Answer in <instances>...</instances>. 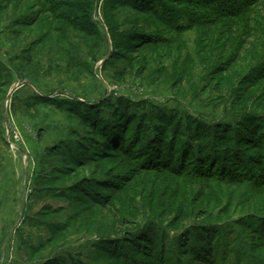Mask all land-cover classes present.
Wrapping results in <instances>:
<instances>
[{"label":"rangeland","instance_id":"obj_1","mask_svg":"<svg viewBox=\"0 0 264 264\" xmlns=\"http://www.w3.org/2000/svg\"><path fill=\"white\" fill-rule=\"evenodd\" d=\"M158 1L0 0V264H264V0Z\"/></svg>","mask_w":264,"mask_h":264},{"label":"trees","instance_id":"obj_2","mask_svg":"<svg viewBox=\"0 0 264 264\" xmlns=\"http://www.w3.org/2000/svg\"><path fill=\"white\" fill-rule=\"evenodd\" d=\"M153 1V0H152ZM183 1H185V0H183ZM221 1L222 0H214V2H216V6L218 7V6H220L221 5V11L223 10V8H224V3H221ZM249 2V1H248ZM153 2H151L150 4H152ZM159 3H160V0L158 1V7H159ZM210 3H213V1H211L210 0ZM251 3V4H250ZM250 5H248V7L249 6H251L252 5V1H250ZM154 4V3H153ZM223 4V5H222ZM226 6H228V5H226ZM156 7V6H155ZM229 7H230V5L228 6V9H229ZM247 7V8H248ZM162 9H164V10H162V12H163V15L165 16V14H166V16L167 15H169V19H170V16H171V18L173 17V16H175L176 14H175V12H174V10L173 11H168L167 9H166V6H162L161 7ZM230 10V9H229ZM242 11V10H241ZM165 12V13H164ZM177 16V15H176ZM182 17H186V16H184V15H181ZM177 17H179V16H177ZM179 20V19H178ZM182 20V19H181ZM177 23H179L180 24V21H178ZM176 27L177 28H180L179 26H178V24L176 25ZM136 42V41H135ZM37 98H39V97H37ZM54 103V102H53ZM55 104H57V103H55ZM59 107V106H58ZM232 129V128H231ZM237 130H238V127H236V128H233L231 131H230V133H228V134H226L225 135V137H228L227 139H220V140H218V139H216V138H214L217 142L218 141H221V142H223L224 140H226V142L229 144V143H231L232 141H236V139H234L233 137H229V136H231V133H232V131H235L236 132V136L238 135V138L240 139V137H241V134L239 133V131L237 132ZM257 133V132H256ZM159 135V134H158ZM175 135V134H174ZM178 136H180V134H178ZM204 135H194V139H195V141H198L199 143H201L200 145H201V147L203 148V146H208L207 147V149H210V150H212V148H214V144L212 145V142L208 139V141L206 140V138H202ZM207 136H209V135H207ZM260 136V135H259ZM263 136V135H262ZM256 137V136H255ZM257 138V137H256ZM194 139H191L192 141H194ZM211 139V138H210ZM152 140H156V138H153ZM173 140V139H172ZM203 143H205V144H203ZM152 145V144H151ZM151 145H146L145 147L146 148H151L152 146ZM216 145V144H215ZM224 150L226 151L227 149L226 148H224ZM149 151V150H148ZM224 151V152H225ZM201 152H204V151H201ZM210 153V152H209ZM177 154H179L180 156L183 154L182 153V151H178V153ZM161 155V154H160ZM162 155H165V154H162ZM210 155V154H209ZM182 156H185V154H183ZM203 156V155H202ZM176 172V171H175ZM263 234H264V226H263ZM185 250H189V248H186ZM205 250H207V252H208V254H209V252H212L213 251V249L211 250V246H210V248H209V246H207V247H205ZM209 250V251H208ZM159 263H161V264H163V263H165V261L164 260H162V261H158ZM45 264H65L63 261H61L60 259H51V260H49V261H47ZM73 264H75V263H73ZM76 264H79V263H76Z\"/></svg>","mask_w":264,"mask_h":264}]
</instances>
